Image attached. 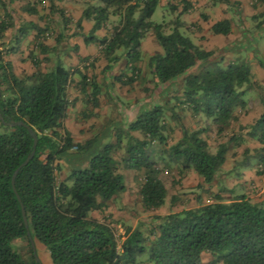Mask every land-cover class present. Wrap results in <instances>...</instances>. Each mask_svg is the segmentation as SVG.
I'll use <instances>...</instances> for the list:
<instances>
[{
	"label": "trees",
	"instance_id": "obj_1",
	"mask_svg": "<svg viewBox=\"0 0 264 264\" xmlns=\"http://www.w3.org/2000/svg\"><path fill=\"white\" fill-rule=\"evenodd\" d=\"M14 1L0 0L3 11L0 39L7 30L14 29L13 42L18 45L30 30H35L41 54L58 49L63 33L56 38V46L48 49L38 40L47 35L49 28L25 21L18 24L10 8ZM42 1L27 3L23 12L38 15L37 5ZM47 1L50 13L55 10L64 27L68 22L64 10L56 11L55 7L56 1L63 0ZM95 1V4H86L76 21L79 29L82 21L92 24L87 35L81 34L83 43L99 46L100 56L107 62L105 70L124 60L130 76L126 80L118 76L115 81L131 86L141 74V44L148 33H153L162 54L149 57L150 74L156 88L179 85L180 95L175 98L171 117L181 136L168 144L172 128L164 121L165 106L155 103L140 110L126 124L124 146L122 136L102 147H96V138L83 144L74 143L64 125L70 105L69 88L74 82L73 76L77 75L78 91L84 97H91L96 107L101 89L95 78L88 77L80 68L67 69L59 58L50 69L42 71L40 61L33 55H29V60L35 72L18 78L0 51V264H40L33 256L27 232L34 242L43 246L52 264H201L205 253L213 257L209 264H264V205L251 202L245 195L229 202L215 196L211 203L197 208L153 216L146 231L125 227L120 238L111 225L90 217L93 212L104 211L110 200L125 192L124 177L118 166L137 174L138 195L144 211L157 210L165 204L167 189L160 179V163L165 168L174 165L181 173L192 171L203 183H212L222 170L231 145L242 143V137L233 135L211 150L203 137L210 128L188 130L175 109L189 110L193 116L210 121L217 136H221L233 122H238V113L246 108L248 93L254 87L262 90L253 80L250 65L241 60L225 68L216 66L189 73L198 64L210 60L214 52L194 44L181 32L185 23L180 17L187 12V6L168 26L165 22L151 21L161 0ZM211 1L214 5L231 4L230 0ZM252 1L264 4V0ZM109 23L111 36L98 38L95 33ZM231 30V22L224 19L214 23L210 33L228 36ZM77 48L72 47L74 51ZM15 49L11 47L9 51ZM86 61L88 58L80 59L82 64ZM261 66L264 67V61ZM259 94L260 116L253 124L239 123L238 127L261 145L255 155L241 161L244 167H249L251 160L264 166V95ZM10 122L26 124L37 137L33 158L15 178L16 192L12 187L13 173L30 154L34 141L24 126L4 125ZM134 133L140 138L134 137ZM73 148L86 165L71 168L66 178L58 182L57 162ZM120 149L124 156L118 163L113 155ZM16 239L26 242V258L11 248Z\"/></svg>",
	"mask_w": 264,
	"mask_h": 264
},
{
	"label": "rangeland",
	"instance_id": "obj_2",
	"mask_svg": "<svg viewBox=\"0 0 264 264\" xmlns=\"http://www.w3.org/2000/svg\"><path fill=\"white\" fill-rule=\"evenodd\" d=\"M5 1L7 2L8 0ZM34 1L30 0V3H34ZM232 1L230 5H225L231 16V24L233 26L230 35L226 37L208 38L209 36L206 33L207 27L203 26L204 28H202L198 25V21H192L194 17L206 16L205 11L216 6L211 0H194L195 6H192L188 2L181 4L176 0H161L151 21L155 24L165 22L170 26L176 17H179L178 15L182 13V8L184 6L188 7L186 14L191 15V17L187 18L188 21L185 23L184 29H181V32L189 37L194 44L197 45L200 43L201 46H204L203 48L205 50L211 49L214 52L210 60L198 64L189 73H197L200 70H207L215 68L216 66L225 68L229 63L237 60H241L250 65L253 80L262 90L254 87L248 93L245 99L247 103L246 108L238 113V122H233L223 135L217 136L215 127L203 117L193 116L189 110L184 109L180 111L179 109H175V113L181 118L182 124L188 130L194 131L206 127L210 128L206 135L203 134V137L208 141L211 150H215L218 143H226L233 135L242 137L243 142L239 145H231L222 170L210 184L203 183L202 179L192 171L181 173L174 165L165 168L163 163H160V179L167 189V198L161 208L153 211H144L141 207L136 181L137 174L134 171L124 170L118 166L119 172L124 177L125 192L110 200L104 211H96L90 214L91 218L111 225L118 238L124 234L125 227H140L143 231H146L150 225V219L153 216H164L186 209L197 208L201 205L211 203L215 196H220L223 201L229 202L237 196L245 195L251 202L264 205V166L257 160H251L249 167L241 165L244 159L255 155V150L259 149L261 145L257 140L249 138L246 135V130L240 131L238 129L239 123L246 126L253 124L262 112L259 93L261 92L264 95V67L261 66L262 61H264V54L262 52L264 51V4L252 0ZM86 4L83 6V9L86 7ZM18 6L14 7L13 12L16 18L15 21L19 24L23 21V18L18 14ZM37 7L42 13L41 20H45V23L48 24L45 27L49 28V32L44 38H51V41L54 42L63 33L64 39L60 41L58 47H60L61 52H64V54L67 53L66 47H70V38L73 41L72 39L83 34V28H77L76 21L68 12H65V8L63 9L64 16L68 19V22L63 27L61 24L62 21L55 10L50 14L46 13L49 9L48 3L45 5L38 4ZM55 7L56 11L60 10L59 6ZM172 7L177 9L173 11L171 10ZM2 13L3 11L0 8V15ZM217 16L218 13H214L212 20H215ZM206 18H209V16H206ZM203 22H207V20ZM108 26L109 28L106 29L107 33H105L104 37H110L112 34V24ZM86 32L87 34L89 33L88 30ZM10 33L2 40L0 39V51L5 62H7L6 57L12 54L9 49L14 47L11 44L13 43L14 29ZM166 33H169V31ZM70 43L73 45V42ZM96 51L99 56L83 63L80 69L88 77H94L99 84L101 93L98 97V104L96 107H93L91 97H84L85 99L87 98V102L82 103L80 108H77L74 104L78 100V97L75 95L79 88L76 85L77 81H74L75 84L71 86L69 91V97L74 106L71 107L70 103L66 113V124L68 128L71 129V122L73 123L74 120H86L90 129L95 130L93 131L95 135L89 137L79 136L77 135L78 129L75 128L74 133H76L78 139H74V143L83 144L88 140L96 138L98 139L96 147H102V145L107 143H115L122 136V145L124 146L128 117H131L136 111L135 108L132 109L130 107L132 105L131 101L134 98L137 102L147 100L150 101V105H155L156 103L165 106L164 121L167 126L172 128V132L168 134V144L175 143L180 138L181 132L177 123L171 117V109H174L175 98L180 95V91H177L179 85L175 84L172 87L165 86L162 88L163 90L154 87L148 64L149 57L154 54H162V49L153 33L150 32L145 36L143 50L141 51V62L139 63L141 69L140 78L131 86L121 85L115 81V78L118 76H122L123 80H126L130 76L129 71L124 67V60L116 63L111 70H105L107 62L100 56V49L97 46ZM75 52L76 50H72L71 53L73 54ZM29 55L35 57L34 51H31ZM11 57L16 62L19 59L21 63L24 62L22 56L14 57L11 55ZM64 57L60 58L63 64ZM45 64L50 69L51 64L48 62ZM70 68L73 71L76 69L73 64H71ZM15 70L16 72L18 71V69ZM113 72L115 76L112 74ZM104 90L106 91L105 93ZM90 91L89 89L88 92L90 93ZM96 109H98V112ZM125 109H127V112H125ZM95 111L97 113L96 116H94ZM85 115L89 116L86 117ZM124 115L126 116L124 117ZM76 123L78 126V123H81V121ZM76 123H73L75 127ZM91 123L93 124L91 125ZM133 136L140 138L138 133H134ZM113 156L119 163L124 156L123 150L120 149ZM57 163L60 166V170L56 171V179L58 182L66 178L71 168L84 167L86 165L83 159H79L76 148L69 150L66 155L61 156V159ZM11 248L22 258L27 257L28 249L23 239L14 240L11 243ZM43 254L49 258L47 252H43ZM38 258L43 262L42 257L39 256V252ZM212 259L213 257L210 254L205 253L202 255L203 263L201 262V264H209Z\"/></svg>",
	"mask_w": 264,
	"mask_h": 264
},
{
	"label": "crops",
	"instance_id": "obj_3",
	"mask_svg": "<svg viewBox=\"0 0 264 264\" xmlns=\"http://www.w3.org/2000/svg\"><path fill=\"white\" fill-rule=\"evenodd\" d=\"M231 2H233L232 0H230ZM30 0H16L14 1L13 3H11V9L14 10V7L15 6H18L19 8V12L18 14H20L23 18V21L27 22V23H32L34 25H36L37 27H40V28H44L45 26H48L47 23H45V20H41L40 18H42V13L39 11V8L37 7V11H38V15H30L26 12H23V6H25L27 3H29ZM48 3V6H49V2L47 0H43L42 1V4L45 5ZM86 3H91V4H95L96 1L95 0H63L61 2H58L56 1L55 2V5L56 6H59L60 9H64L65 8V12H68L72 18L75 20V21H78L81 17V14H82V11H83V6L86 4ZM203 3V2H202ZM47 14H50V10L48 9ZM205 13L207 14L206 16L209 18H206V16H201V17H194L192 19V21H195L197 22L198 21V25L201 26L202 28H204L203 26H206V33L208 34V38H219L221 37V35H212L210 33V28L211 26L218 22V21H221V20H229L231 22V16L229 15V12L227 10V7L223 4H218L216 6H213L210 10H207L205 11ZM214 13H218V16L215 18V20H212L213 15ZM188 17H191V15H188L186 13H183L182 16L180 17L181 21L184 22V23H187L188 21ZM206 21L207 22H203V21ZM109 24L106 25V27L104 29H101L99 31H97L95 33V35L98 37V38H103L105 36V33H107V30L109 28ZM232 26V24H231ZM81 27L83 28V35H87V30L90 31L91 27H92V24L90 22H86V21H82L81 23ZM233 27V26H232ZM12 31V29H9L5 32L4 34V37L8 36L9 34H11L10 32ZM230 35V34H229ZM47 36V35H46ZM226 37V36H225ZM207 38V39H208ZM73 41H71V38L69 40V46L70 47H66V51L67 53L64 54V52H61V49L60 47L58 49H56L55 51H50L49 53L47 54H41L39 49L37 48V41H36V31L35 30H30L29 33L26 35V37L20 41V43L18 45H16L14 42L11 43L13 44L14 47H16L15 50H13L14 52H10L12 54L8 55L6 58V61L9 62L11 64V67H12V72L14 73L15 76H17L18 78H23L25 76H28V75H31L33 72H35V68L34 66L32 65L31 61L29 60V54L31 51H34V55H35V58L40 61V69L42 71H46L48 68H47V64H45L46 62H48L49 64H53V62L57 59V58H63L64 56V66L71 70L70 66L71 64H73L74 68H80V66L82 65V63L80 62V59L81 58H88V60H91V59H95L97 58L99 55L97 54V51H96V46L98 49L99 46L95 43H92V44H88V45H85L83 43V38L81 37V35L74 39H72ZM38 42H41L43 45H45L48 49H52L56 46V41L52 42L51 41V38L48 39V38H41L38 40ZM70 42H73V45H71ZM143 44H144V40L141 44V50H143ZM197 45L201 46L200 43H198ZM71 46H77V50L75 53H71L73 49H71ZM201 47H204L203 45ZM207 51H211V49H207ZM263 54H264V51H262ZM12 56H22L24 59V62L21 63V60L19 59L17 62L16 60H14ZM47 59L46 61H44L43 59ZM66 59V60H65ZM125 65L124 67H126V62L124 61ZM15 69H18V71L16 72ZM21 69V70H20ZM114 76H115V73L113 72L112 73ZM25 75V76H24ZM73 79L74 81H78V78H77V75L76 76H73ZM75 83L73 82L71 84V86H73ZM70 86V88H71ZM70 88H69V91H70ZM106 91L104 90V93ZM78 97V100L77 102H75V106L78 108H80V106L82 105V103H84L87 99L84 98V96H82L80 94L79 91H77L76 95ZM69 100H70V103H71V99L69 97ZM132 105L130 106L132 109L135 108V112L131 115V117H128L129 120L127 121V123L131 122L134 120V118L136 117V115L139 113L140 110L146 108V107H149L150 106V101H147V100H144V101H138L134 98L132 101ZM130 102V103H131ZM73 103H71V107L74 106ZM97 112H98V109H96ZM125 112H127V109H125ZM96 111L94 112V116H96ZM126 115H124L125 117ZM78 121H81V123H78V126H77V123ZM67 120L65 119V122H64V125L65 127H67L66 129L68 130V132L70 133L73 141L74 139H78V136H85V137H89V136H94L95 133L93 131H95L94 129H90L88 123L86 120H77L73 123H76V127L74 126V124L71 122V129L68 128L67 126ZM93 123H91L92 125ZM77 128L78 131H77V135L76 133H74V129ZM100 128V127H99ZM105 129V128H104ZM89 132V133H88ZM90 132H93V133H90ZM78 142V141H77ZM34 245H35V252H36V255H37V258H38V252H39V256L42 257L43 259V262L40 261V259L38 258L40 264H52L51 263V260H50V257H46L43 252H46L43 248V246H41L39 243L37 242H34ZM49 255V254H48ZM203 263V262H202ZM219 264H222V263H219Z\"/></svg>",
	"mask_w": 264,
	"mask_h": 264
},
{
	"label": "water",
	"instance_id": "obj_4",
	"mask_svg": "<svg viewBox=\"0 0 264 264\" xmlns=\"http://www.w3.org/2000/svg\"><path fill=\"white\" fill-rule=\"evenodd\" d=\"M0 95H1V90H0ZM4 125L12 126V127L13 126H24L28 130V132L30 133V135L32 136L33 141H34L33 147H32V150H31L30 154L28 155L26 160L13 173V176H12V187H13L14 192H16L15 191V187H14L15 178L18 175V173L21 171V169L24 168L28 164V162L33 158V156L35 154V150H36L37 137H36L35 133L32 131V129L29 126H27L26 124L22 123V122H10V123H5ZM17 198L19 200L18 196H17ZM21 211H22V217H23V222H24L25 228L28 230V222H27V218H26L25 211H24V208H23L22 204H21ZM27 238H28V241H29L32 253H33V256H34L36 262H39V260L37 258V255H36V252H35L34 241L31 238L29 232H27Z\"/></svg>",
	"mask_w": 264,
	"mask_h": 264
},
{
	"label": "built area",
	"instance_id": "obj_5",
	"mask_svg": "<svg viewBox=\"0 0 264 264\" xmlns=\"http://www.w3.org/2000/svg\"><path fill=\"white\" fill-rule=\"evenodd\" d=\"M178 3H181V2H184V1H186V2H188V3H190L192 6H195L194 5V0H176Z\"/></svg>",
	"mask_w": 264,
	"mask_h": 264
}]
</instances>
